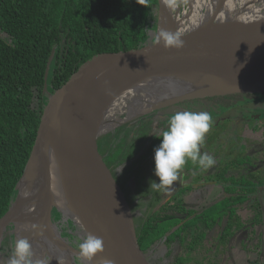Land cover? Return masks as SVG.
<instances>
[{
    "label": "water",
    "instance_id": "obj_1",
    "mask_svg": "<svg viewBox=\"0 0 264 264\" xmlns=\"http://www.w3.org/2000/svg\"><path fill=\"white\" fill-rule=\"evenodd\" d=\"M158 16L159 32L162 9ZM206 20L209 25L203 21L190 29L179 51L160 54V45L146 44L133 54H101L51 94L54 49L45 76L48 102L16 198L0 219V244L5 234L12 236L13 249L18 239L26 238L32 245L33 264L39 254L44 264H57L54 243L63 234L56 218L77 226L90 216L95 236L104 241L103 254L91 264H104L105 259L114 264H146L149 254L141 251L134 213L98 151L94 131L103 99L127 90L134 95L128 111L137 113L121 119L109 132L185 101L264 95V37L242 44L248 22L227 20L224 25L217 23L215 30L212 18Z\"/></svg>",
    "mask_w": 264,
    "mask_h": 264
},
{
    "label": "trees",
    "instance_id": "obj_2",
    "mask_svg": "<svg viewBox=\"0 0 264 264\" xmlns=\"http://www.w3.org/2000/svg\"><path fill=\"white\" fill-rule=\"evenodd\" d=\"M158 5L159 0H147L145 6L136 0H0V219L16 198V186L35 145L48 102L45 76L54 49L51 94L101 54H133L143 49L150 33L158 28V13L154 12ZM135 148L136 154L141 145ZM238 193L235 202L233 198L226 202V226L231 230L237 225L241 244H253V252L263 264L264 213L259 207L254 220L245 224L239 217L235 223L233 208L228 205L239 201V209L243 210L247 197L243 190ZM134 195L133 203L139 193ZM143 203L135 208L139 211L135 222L141 251L150 255L154 245L164 238L169 246L171 241L181 245L184 232L170 238L172 208L167 202L160 207ZM184 225H179L180 229Z\"/></svg>",
    "mask_w": 264,
    "mask_h": 264
},
{
    "label": "flooded vegetation",
    "instance_id": "obj_3",
    "mask_svg": "<svg viewBox=\"0 0 264 264\" xmlns=\"http://www.w3.org/2000/svg\"><path fill=\"white\" fill-rule=\"evenodd\" d=\"M184 110L207 111L212 115V127L201 153L214 156L217 163L203 171L189 161L181 171V179L169 191H157L149 183L150 180L159 182L154 175L153 157L160 140L154 135L167 126L172 114ZM136 113L127 109L121 119L134 117ZM104 136L107 140L99 145V150L116 183L128 201H131L129 193H139L130 205L134 220L139 213L135 210L138 202H151L155 207L167 202L172 208L170 238L185 234L181 245L171 241L169 246L166 238L154 245L150 256L158 264H238L236 260L241 253L253 252V244H241L237 225L231 230L226 226L225 205L227 200L231 202L230 198L235 202V196L243 190L247 196L244 209H239V201L228 205L233 208L234 222L239 217L245 224L254 220L259 207L264 213V181L260 183L264 180V95L233 94L185 101L129 120ZM256 142L260 145L250 144ZM134 145L139 148L141 145L136 154ZM138 170L142 175L133 178L132 173ZM243 212L248 216L243 217ZM55 223L60 232L72 225L58 217ZM182 223L185 225L180 229ZM10 238L12 254L14 241Z\"/></svg>",
    "mask_w": 264,
    "mask_h": 264
},
{
    "label": "clouds",
    "instance_id": "obj_4",
    "mask_svg": "<svg viewBox=\"0 0 264 264\" xmlns=\"http://www.w3.org/2000/svg\"><path fill=\"white\" fill-rule=\"evenodd\" d=\"M136 3L145 6L147 0H136ZM163 45L165 50H181L185 43L179 32L161 29L154 35L153 45ZM212 115L207 111H177L167 120V126L154 136L160 144L154 148V175L158 183L150 180V188L157 191H169L181 179V171L186 164L191 163L200 170L207 171L215 166L216 158L207 152L201 153L205 137L212 127ZM80 264H91L94 258L103 254L104 241L93 234H87L78 240ZM32 245L26 238L18 239L7 264H33ZM37 264H44L43 261ZM104 264H114L105 259Z\"/></svg>",
    "mask_w": 264,
    "mask_h": 264
},
{
    "label": "bare ground",
    "instance_id": "obj_5",
    "mask_svg": "<svg viewBox=\"0 0 264 264\" xmlns=\"http://www.w3.org/2000/svg\"><path fill=\"white\" fill-rule=\"evenodd\" d=\"M161 2L163 17L160 30L179 32L184 35L186 31L210 17L215 23V30L218 28L217 23L224 25L227 20L235 19L242 24L248 22L245 35L241 40L242 44L264 37V13L261 11V0H190L189 9L183 16L176 0H161ZM205 8L207 13L203 14ZM164 50L161 44L160 54L165 53ZM194 50L192 51L196 52ZM131 92L127 90L103 101L94 138L102 137L117 125L128 107L132 105L134 95ZM89 233L95 235L90 216L83 217L82 222L77 226L70 225L63 239L54 243L57 264H80L77 241L82 240ZM42 259L40 254L34 258L37 262ZM84 264L87 262L85 261Z\"/></svg>",
    "mask_w": 264,
    "mask_h": 264
},
{
    "label": "rangeland",
    "instance_id": "obj_6",
    "mask_svg": "<svg viewBox=\"0 0 264 264\" xmlns=\"http://www.w3.org/2000/svg\"><path fill=\"white\" fill-rule=\"evenodd\" d=\"M177 1V3H178V5H179V8H180V11H181V15L183 16V14H184V12L185 11H187L188 9H189V4H190V0H176ZM160 11H161V7L159 6V7H154V12H157V13H160ZM205 13H207V9L205 8V9H203V14H205ZM158 21H159V16H158ZM202 23V22H201ZM200 23V24H201ZM204 24H207V25H209L210 23L207 21V20H205L204 21ZM158 25H159V22H158ZM212 25H210V27H211ZM156 33H158V30H156V31H152L151 33H150V40H149V42L147 43L148 45H153V38H154V35L156 34ZM190 33V30H188V31H186V33L184 34V35H181L182 36V39L185 37V36H187L188 34ZM256 135V138H259V135L258 134H255ZM106 140H107V137H105L104 135L102 136V137H100L99 139H98V141H97V146H98V151L100 152V146L99 145H103L105 142H106ZM251 145H260L258 142H256V143H250ZM100 155H101V153H100ZM102 156V155H101ZM102 158H103V156H102ZM103 161H104V158H103ZM104 163H105V161H104ZM106 164V163H105ZM139 171V170H138ZM133 172L132 173V175H133V178H135V176L138 174V177L139 176H141L142 175V171H139V172ZM141 193L142 194H148L147 192H142L141 191ZM131 198H130V197ZM129 198H130V200H131V202H132V198L133 197H136L135 195H134V192H132V193H129ZM139 204V206L141 207L144 203L141 201V202H138ZM242 215H243V217H246V216H248V214H247V212H243L242 213ZM246 219V218H245ZM63 225V224H62ZM62 225H60V226H62ZM172 224L170 223V226H171ZM69 226V225H68ZM67 226V227H68ZM66 227V228H67ZM168 227H169V223H168ZM64 228V227H63ZM66 228H64V230L63 231H61L62 232V234H63V237H64V234H65V229ZM59 230H60V228L58 227V232H59ZM60 232V233H61ZM10 236L11 235H9V234H5L4 235V237H3V239H2V241H1V244H0V263L1 264H7V261H8V259H9V257L11 256V253H10ZM251 249H253V246H251ZM243 251V250H242ZM236 256L238 257V254H236ZM258 258H259V255L258 254H256L255 252H249V253H246V252H244V253H241V255L237 258V262H238V264H260V260H258ZM49 264H51V263H49ZM146 264H158V262H156V260H154L152 257H150V255L149 256H147V259H146ZM225 264H229L228 262H225Z\"/></svg>",
    "mask_w": 264,
    "mask_h": 264
}]
</instances>
